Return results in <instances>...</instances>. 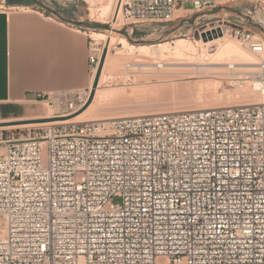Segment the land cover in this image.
I'll list each match as a JSON object with an SVG mask.
<instances>
[{"label":"built area","instance_id":"1","mask_svg":"<svg viewBox=\"0 0 264 264\" xmlns=\"http://www.w3.org/2000/svg\"><path fill=\"white\" fill-rule=\"evenodd\" d=\"M226 1L121 0L117 16L169 22ZM225 29L259 57L243 73L256 103L64 122L93 88L105 47L90 38L91 85L38 98L59 119L0 129V264H264V37Z\"/></svg>","mask_w":264,"mask_h":264},{"label":"rangeland","instance_id":"2","mask_svg":"<svg viewBox=\"0 0 264 264\" xmlns=\"http://www.w3.org/2000/svg\"><path fill=\"white\" fill-rule=\"evenodd\" d=\"M42 1L48 2L47 0ZM109 1L111 2V0H86L84 8H81V11H78L75 8L69 11L70 16L74 17L79 13L81 16H83L84 21L87 23L88 27H90L88 32L91 33V36L95 39V42L100 44L101 47H106L107 45V38L104 39V34H112V37H119L120 34H126L124 29L127 27L129 33L128 41L129 43L136 45H157L160 43H169L171 47H174L178 40L184 39L185 41L191 42L195 46H200L202 39H204L205 36L209 38L212 36L211 38H214L216 33H218V35L220 33L218 31L219 29L217 31L212 30L208 32L209 28L218 27L219 25L225 31L226 26L230 25L231 23L241 22L245 23L246 26L251 28L255 33H260L261 36L264 37V13L261 15L256 14L257 16H255L254 20L251 18V16L255 14V11L260 13V9L264 7V0L226 1L223 5H220V7L210 12H196L182 9V12L181 10H179L180 12H176L175 17H182L185 15H187V17L183 18L182 20L181 17H177L169 22L147 21L139 24L124 25L125 19L123 18V15H121L122 19H120L121 22L118 24L119 26H114L111 24L113 13L112 10L106 7ZM52 2L56 7L63 6L62 4H64L63 0H52ZM48 3H50V1ZM249 12H251V14H249ZM96 33H102L103 35L100 34L99 37V35ZM226 34L228 37L226 39L238 41L246 51L251 52L241 44L239 39L229 35L228 33ZM122 46L123 44L113 43L110 48L108 47L106 68L104 69L102 84L98 91V96L95 101L96 103H94V107L92 110H90L87 116L78 119L77 121L93 120L107 115L113 116V113L116 115L123 113V111L124 113L134 111L137 112L140 110H157L164 112L166 109L167 111H185L195 110L196 108L205 109L217 108L219 106L228 107L243 105L245 100L243 92L250 88L249 84H240V86L235 85V82H233V76L234 74L237 76L236 73L240 72L246 73L249 71H256V69H247L246 65L244 66L243 64H237V61L229 60L233 62V68H230L231 64H228V66H226V64L221 65L225 67L220 69L218 68V71H222V75L220 72H215V70H212V72L214 71V74L211 72L212 75L209 77L210 73L204 72L205 69H201L203 71L200 73L193 67H189L187 69L184 68L187 72L185 73L188 74L185 77L186 74H183L184 72H181L180 74V71H183L184 69L174 68V66H177V64H168L169 67L165 66L164 68L163 66L157 67L154 62L159 61L160 58L156 56V54L148 59H139L135 55L132 56L129 51L126 50L128 48L124 46L122 48ZM216 50V48H212L211 52H215ZM164 53L168 54L167 51ZM253 55L258 62V55L255 53H253ZM229 61L228 63H230ZM141 62L147 63L143 65ZM145 65L148 66L145 68ZM213 66L215 67L220 65H208V67ZM193 71L196 73H193ZM223 72L225 74L227 72L229 77L227 75L225 76ZM217 73L219 74L218 77L220 76L219 78L216 76ZM254 92L256 95L255 97H257L255 101L258 102L259 93L258 91ZM232 101L234 103H232ZM109 107L110 111L108 110ZM54 112L55 111L53 109L47 107V116H51ZM28 119L34 118H26L21 120ZM37 126L40 125L14 127L6 130H8L9 133H14L17 137H23L26 135L27 130Z\"/></svg>","mask_w":264,"mask_h":264},{"label":"crops","instance_id":"3","mask_svg":"<svg viewBox=\"0 0 264 264\" xmlns=\"http://www.w3.org/2000/svg\"><path fill=\"white\" fill-rule=\"evenodd\" d=\"M47 1L0 0L1 122L46 117L41 94L91 85L90 27L80 13L69 14L86 0L58 7ZM127 28L120 35L128 39Z\"/></svg>","mask_w":264,"mask_h":264},{"label":"bare ground","instance_id":"4","mask_svg":"<svg viewBox=\"0 0 264 264\" xmlns=\"http://www.w3.org/2000/svg\"><path fill=\"white\" fill-rule=\"evenodd\" d=\"M120 1L121 0H111V2L109 1V3H107L106 7L110 10H112V23L114 26L118 25L121 21L120 19H122L121 17V13L117 16L118 10H119V5H120ZM109 11V10H108ZM180 12V11H179ZM182 12V10H181ZM108 13V12H107ZM119 26V25H118ZM121 26V25H120ZM219 29V30H218ZM215 30V31H219V35L218 33H216L214 38H209L206 37L204 39H202V43L200 46H195L193 45L191 42L189 41H185L184 39L178 40L176 45H174V47H171L169 45V43H160L157 45H136V44H132L129 43L128 39L124 36H111V35H107V34H102V33H96L97 35L102 34L104 36V39L107 38V45L109 48L112 46L113 43H120L123 44L124 47L128 48L126 50L129 51V53L133 56H137L139 59H148L151 56H153L154 54H156V56H158L160 58L159 61L154 62V64L157 65V67H162L163 68L166 66H168V64H177V66L175 65L174 68L177 69H184V68H194L196 70H198V72H202L204 69V72L210 73V75L214 74L212 72V70H215V72H221L222 71H218V68H225L221 65H225L228 66V64H231V66H233V62L229 61V60H233V61H237V64H243L244 66L246 65L247 69H256V71L259 69L258 67V62L256 60V58L254 57L253 53L246 51L244 49V47H242L240 45V43L236 40L233 39H226L227 34L226 32L220 29V26L218 25V27H211L208 29V32ZM94 34V35H96ZM101 35V36H102ZM122 46V48H123ZM121 48V47H120ZM121 48V49H122ZM212 48H216L217 50L215 52H211ZM168 52V54L164 53V52ZM123 54V53H122ZM128 54V53H127ZM129 54V55H130ZM108 56V54H107ZM136 58V57H135ZM137 58V60H138ZM107 59V58H106ZM152 59V58H151ZM154 59V58H153ZM158 60V58H157ZM107 61V60H106ZM106 61L104 64V68H103V72L99 81V85L96 89V94L94 97V100L92 101V103L89 105L88 108H86L83 112H81L80 114L76 115L75 117H72L69 119V121H64V122H73V121H77L78 119H81L85 116H87V114L90 112V110H92V108L94 107V103H96V98L98 96V91L100 89V86L102 84V78L104 75V69L106 68ZM228 61L230 63H228ZM135 62V61H134ZM133 62V63H134ZM145 62V61H143ZM141 62V63H143ZM148 62V61H147ZM146 62V63H147ZM152 62V61H151ZM232 62V63H231ZM139 63V64H141ZM146 63H143L146 64ZM149 63V62H148ZM136 64V63H135ZM138 64V62H137ZM167 64V65H166ZM210 64H214V65H220V66H213V67H208V65ZM236 65V64H235ZM148 66V65H147ZM145 65V68L147 67ZM151 66V65H150ZM154 66V65H153ZM143 67V66H142ZM169 67V66H168ZM173 67V65H172ZM228 68V67H226ZM242 68V67H241ZM203 69V70H201ZM217 69V71H216ZM158 70V69H157ZM222 70V69H221ZM192 71V70H191ZM189 71V72H191ZM227 71V70H226ZM230 71V70H229ZM255 71V72H256ZM155 72V71H154ZM183 74H186V70L184 69ZM186 72V73H185ZM212 72V74H211ZM228 72V71H227ZM226 72L225 76L228 74ZM255 72H248V73H255ZM193 73H196L193 71ZM199 73V75H200ZM230 73V72H229ZM241 73V72H240ZM236 73L237 76H235L234 74V79L233 82H235V85H239L240 84H249V89H247L245 92H243V96L245 97L244 103L243 104H250L253 103L255 101V99L257 97H255V92L254 91H258V86L260 85V80L259 79H255V78H251L248 79L247 77L244 76L243 73ZM179 74V75H180ZM182 74V75H183ZM203 74V73H202ZM223 74V76H224ZM188 74L185 75V77ZM218 73L216 74V76L218 77ZM222 75V74H221ZM177 76V75H176ZM214 76V75H213ZM228 76V75H227ZM232 76V75H231ZM173 77V76H172ZM206 77V76H205ZM208 77V76H207ZM220 77V76H219ZM218 77V78H219ZM229 77V76H228ZM176 78V77H175ZM211 79V78H210ZM213 79V78H212ZM216 80V79H215ZM219 81V79H218ZM217 81V82H218ZM231 81V79H230ZM210 82V81H209ZM221 82V80H220ZM219 84V83H218ZM224 84V83H223ZM222 84V85H223ZM179 85V84H178ZM215 85V84H214ZM221 85V84H220ZM213 86V85H212ZM247 86V85H246ZM248 87V86H247ZM207 88V87H206ZM225 89V88H224ZM244 89V87H243ZM226 90V89H225ZM208 91V90H207ZM211 91V90H210ZM222 92V91H221ZM224 92V91H223ZM110 93V92H109ZM118 94V93H117ZM153 94V93H152ZM227 94V93H226ZM118 96V95H117ZM199 96V95H198ZM100 97V96H99ZM116 97V96H115ZM220 97V96H219ZM110 98V96H109ZM119 98V97H118ZM203 98V97H202ZM104 99V98H103ZM189 99V98H188ZM195 99V98H193ZM240 99V98H239ZM108 100V99H107ZM106 100V101H107ZM121 100V99H120ZM258 100V99H257ZM105 101V102H106ZM119 101V100H118ZM202 101V100H201ZM220 101V100H219ZM203 102V101H202ZM215 102V101H214ZM256 102V101H255ZM254 102V103H255ZM232 103H234L232 101ZM120 104V103H119ZM204 104V103H203ZM229 104V103H228ZM110 105V104H109ZM129 106V105H128ZM198 106V105H197ZM183 107V106H182ZM189 107V106H188ZM208 107V106H207ZM220 107V106H219ZM115 108V107H114ZM118 108V107H116ZM120 108V107H119ZM172 108V107H171ZM112 109V108H111ZM154 109V108H153ZM194 109V108H193ZM197 109V108H196ZM202 109V108H201ZM104 110V109H103ZM110 111V107L108 109ZM116 110V109H115ZM182 110V109H181ZM112 111V110H111ZM114 111V110H113ZM118 111V110H117ZM116 111V112H117ZM123 111V110H122ZM121 111V112H122ZM167 111V109H166ZM176 111V110H174ZM120 112V111H119ZM160 111L157 110H140L137 112H126L124 113H119L116 114L113 113L114 115H107V116H103L101 118L98 119H93V120H102V119H107V118H111V117H121V116H127V115H133V114H142V113H159ZM111 113V112H110ZM106 114V113H105ZM92 120V119H91ZM2 121V120H1ZM0 121V122H1ZM6 121V120H5ZM9 121V120H8ZM11 121V120H10ZM43 123H37V122H24V123H16V124H0V129H9V128H14V127H24V126H34V125H41ZM160 264H163L162 262H160Z\"/></svg>","mask_w":264,"mask_h":264},{"label":"water","instance_id":"5","mask_svg":"<svg viewBox=\"0 0 264 264\" xmlns=\"http://www.w3.org/2000/svg\"><path fill=\"white\" fill-rule=\"evenodd\" d=\"M212 37V36H211ZM210 37V38H211ZM107 54H108V46H106L103 50V54L101 56L100 59V63H99V67L97 70V74L93 83V88L90 94V97L88 99V101L86 102V104L75 114H73L72 117H75L76 115L80 114L81 112H83L86 108L89 107V105L92 103V101L94 100L95 94H96V89L99 85V81L102 75V71L104 68V64L107 58ZM51 119H59V118H34V119H28V120H12V121H6V122H0V124H16V123H24V122H43V121H48Z\"/></svg>","mask_w":264,"mask_h":264},{"label":"trees","instance_id":"6","mask_svg":"<svg viewBox=\"0 0 264 264\" xmlns=\"http://www.w3.org/2000/svg\"><path fill=\"white\" fill-rule=\"evenodd\" d=\"M8 1H10V2H17V3H25V2H27L28 0H8Z\"/></svg>","mask_w":264,"mask_h":264}]
</instances>
